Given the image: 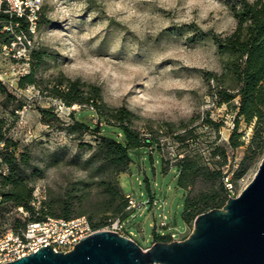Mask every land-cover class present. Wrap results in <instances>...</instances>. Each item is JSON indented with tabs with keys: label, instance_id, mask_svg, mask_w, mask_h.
I'll list each match as a JSON object with an SVG mask.
<instances>
[{
	"label": "rangeland",
	"instance_id": "rangeland-1",
	"mask_svg": "<svg viewBox=\"0 0 264 264\" xmlns=\"http://www.w3.org/2000/svg\"><path fill=\"white\" fill-rule=\"evenodd\" d=\"M236 1L43 0L36 33L23 31L32 40L25 56L14 58L8 49L0 51V80L16 97L9 106L22 104L8 137L17 143L16 156L29 157L26 171L34 174L33 191L37 186L43 190L39 212L61 213L66 205L71 217L86 215L92 224L101 223L113 216L111 209L104 210L110 200L101 185L104 181L143 203L127 224L143 249L151 246L154 231H167L160 227L163 217L180 237L191 234L196 217L183 219L184 197L216 190L217 182L199 179L185 190L178 188V160L195 151L209 168H218L219 159L210 152L220 146L229 163L223 170H234L246 153L245 145L232 148L228 143L238 98L219 103L215 82L204 79L206 71L222 72L225 58L211 34L233 31L231 7ZM30 71L35 85L20 88L19 78ZM61 76L98 86L107 108H127L133 114L130 127L158 144L132 152L124 173L104 166L99 156L88 162L99 138L90 132L67 133L65 128L74 118L97 124L101 134H115V122L100 119L91 106L64 105L50 91ZM42 109L54 116L44 119ZM100 109L107 114V109ZM206 119L219 127L207 125ZM186 130L194 132L196 145L176 141L175 135ZM239 131L247 144L252 125L240 120ZM263 157L264 153L234 178L236 195L252 180ZM145 178L155 204L149 202ZM17 219L23 221L16 208H5L0 233Z\"/></svg>",
	"mask_w": 264,
	"mask_h": 264
},
{
	"label": "trees",
	"instance_id": "trees-1",
	"mask_svg": "<svg viewBox=\"0 0 264 264\" xmlns=\"http://www.w3.org/2000/svg\"><path fill=\"white\" fill-rule=\"evenodd\" d=\"M231 10L236 20L233 31L228 34H211L219 55L225 58L222 72L217 74L206 71L204 72V79L208 83L210 81L215 82L219 103L230 104L238 98V105L235 106L234 125L228 137V143L232 148L245 145L246 153L242 160L235 164L234 170H223L224 167H229V163H227L225 149L220 146H215L210 152L213 158L219 159L217 163L220 167L218 168H209L202 162V154L195 151L178 160L175 166L178 170L176 178L178 188L185 190L189 186H193L199 179L217 182L216 190L211 189V192L201 193L193 198L185 195L183 211L185 221L194 219L199 214L209 210L221 208L228 198L237 196L234 178L241 177L254 159L264 153V0H237L232 5ZM43 11L44 6L40 14L39 24L43 17ZM9 24H11L14 33L27 32L26 23L22 19L0 13V51L3 45L9 44L14 39V34L3 28ZM35 83L36 78L33 71L21 76L18 80L20 88L35 85ZM50 91L67 107L74 104L91 106L100 119H104L107 123L115 122L111 125L117 130L115 134H101V128L97 124L88 125L74 119L71 115L73 122L65 128L67 133L90 132L99 138L92 156L87 160L88 162H92L95 157L99 156L104 166H112L116 170V174L124 173L130 166L132 152L158 144L156 139L141 136L139 132L130 127L129 123L133 114L127 108H107L98 86L61 76ZM12 100L15 101L16 97L0 80V159L8 168V173L0 178L2 197L0 215L7 207H21L28 212L30 220L46 217L63 219L75 217H71V212L66 205L63 212L50 209L46 215L29 205L33 192L34 174L26 171V167L29 166L28 155L22 153L16 156L15 147L17 143L8 137L9 129L17 118L16 113L22 108V104L19 102L10 108L9 102ZM100 106L107 109V114L100 109ZM41 114L44 119L54 116L48 109H42ZM240 120L252 125V134L247 144L243 139V132L239 131ZM205 122L209 126L219 127L210 119H206ZM175 139L180 143L197 144V138L192 130H186L175 135ZM226 178L227 182L225 181ZM227 183L231 184L232 187L228 188ZM101 185L110 197L107 208L104 209H111L113 216L109 218L119 217L125 220L130 216L131 211L126 210V194H122L116 185L114 187L108 182L102 181ZM144 185L149 196V202L152 203L154 197L148 178H145ZM89 220L91 221L90 218ZM105 220L92 225L100 227ZM15 223L12 228L24 225V222L19 219ZM167 239L168 236H160L154 231L151 244L157 241L166 242Z\"/></svg>",
	"mask_w": 264,
	"mask_h": 264
},
{
	"label": "water",
	"instance_id": "water-1",
	"mask_svg": "<svg viewBox=\"0 0 264 264\" xmlns=\"http://www.w3.org/2000/svg\"><path fill=\"white\" fill-rule=\"evenodd\" d=\"M3 264H264V157L252 180L221 208L199 214L182 241L135 240L102 230L67 252L49 245Z\"/></svg>",
	"mask_w": 264,
	"mask_h": 264
},
{
	"label": "built area",
	"instance_id": "built-area-1",
	"mask_svg": "<svg viewBox=\"0 0 264 264\" xmlns=\"http://www.w3.org/2000/svg\"><path fill=\"white\" fill-rule=\"evenodd\" d=\"M42 8L43 0H0V13L22 19L26 23L27 33L29 34H35L38 29ZM3 28L11 31L14 34V39L9 44L3 45L2 48L12 52L14 58H23L32 45V40L27 38L23 31L14 33L11 24ZM17 46H19L18 50L14 52ZM7 173V166L0 159V178ZM225 181L227 182V178ZM226 186L228 188L232 187L229 183ZM126 198V210L131 211L129 218L126 220L119 217L108 218L100 227H94L86 215H79L70 219L46 217L39 220H30L27 211L21 207L16 208L20 212V218L23 220L24 225L17 228H6L0 233V264L27 256L46 245H49L54 251L67 252L82 238L102 230L116 232L134 240V234L127 228V224L134 218L135 213L142 209L143 203L130 194H126ZM1 199L0 194V201ZM43 200V190L37 186L32 193L29 205L37 210L43 206ZM155 203L156 201L153 199L152 204ZM165 219L163 217L160 227L167 229V231L161 232L159 235L168 236L166 242L184 240L185 237H180L177 231L172 230Z\"/></svg>",
	"mask_w": 264,
	"mask_h": 264
}]
</instances>
